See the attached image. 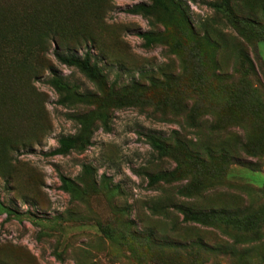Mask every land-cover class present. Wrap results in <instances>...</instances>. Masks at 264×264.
<instances>
[{
    "label": "rangeland",
    "instance_id": "374dc122",
    "mask_svg": "<svg viewBox=\"0 0 264 264\" xmlns=\"http://www.w3.org/2000/svg\"><path fill=\"white\" fill-rule=\"evenodd\" d=\"M0 1L27 28L0 70L21 96L0 103V264H264V0H160L149 19L126 10L154 0Z\"/></svg>",
    "mask_w": 264,
    "mask_h": 264
},
{
    "label": "trees",
    "instance_id": "16d2710c",
    "mask_svg": "<svg viewBox=\"0 0 264 264\" xmlns=\"http://www.w3.org/2000/svg\"><path fill=\"white\" fill-rule=\"evenodd\" d=\"M209 5L219 11H225L229 7V0H219L216 2H209ZM156 7L163 8L164 5L160 0H154L151 4H146L143 2H138L132 5L131 7L127 8V12L130 14H138L142 17L149 19L150 15L153 13ZM23 14L19 15L17 11L14 9H10L7 6L3 5L0 1V70L2 68V64L8 65L13 64V58L9 59V63L6 61L8 58L7 53L5 52L6 47L9 46H17L19 43V39L25 36V31L27 28L19 27L21 20L23 19ZM44 35L37 32V34H33L30 36V40L26 45L29 46H37L40 45V40ZM138 36L143 39V45L148 46L152 41V36L148 31L138 33ZM53 56L55 59L60 63L67 67L75 68L77 71L82 73L85 77L89 80H95L99 76V70L95 63L90 62V57L88 52H84L82 56L73 54L71 52H53ZM26 60L23 59L20 62L15 63L16 70H24L26 71L25 66ZM30 67L28 66V70ZM3 80L0 78V103H6L10 101H14L15 103H19L21 96H15L6 94V89L2 87ZM47 82L52 86V88L57 92L61 93L63 91H68L69 87L67 83H65L60 76H52L50 77ZM88 120H84V123H87ZM83 135V134H82ZM82 135L80 136H66L60 137L57 140V145L47 152V155H64L70 149L73 148H82L87 143V137L83 138ZM147 142L149 146L159 155H165L167 153L166 145L160 141V139L153 135H148ZM84 171H89L90 168L87 166L83 167ZM159 179L158 174H153L148 176L149 183H154ZM60 181V188L62 191L69 193L72 195L77 194L76 187L73 186L72 181L59 175ZM8 212V210H6Z\"/></svg>",
    "mask_w": 264,
    "mask_h": 264
}]
</instances>
